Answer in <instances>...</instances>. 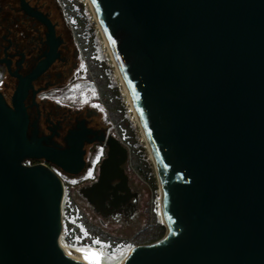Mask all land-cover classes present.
Returning <instances> with one entry per match:
<instances>
[{"label": "water", "instance_id": "water-1", "mask_svg": "<svg viewBox=\"0 0 264 264\" xmlns=\"http://www.w3.org/2000/svg\"><path fill=\"white\" fill-rule=\"evenodd\" d=\"M91 2L164 187L165 236L113 264H264V0ZM33 78L11 105L0 92V264L95 263L99 251L60 245L62 179L25 164L84 166L80 147L28 137Z\"/></svg>", "mask_w": 264, "mask_h": 264}, {"label": "flooded vegetation", "instance_id": "flooded-vegetation-1", "mask_svg": "<svg viewBox=\"0 0 264 264\" xmlns=\"http://www.w3.org/2000/svg\"><path fill=\"white\" fill-rule=\"evenodd\" d=\"M46 1L0 0V92L13 93L10 100L6 99L11 105L20 78L34 75L24 101L29 118L28 137L58 151L80 147L84 166L79 173L69 174L45 159L27 160L25 164H43L59 171L71 180L68 185L69 181L55 172L64 186L67 183L77 189L82 198V188L102 186V191L118 204L130 195L126 171L129 151L125 161L120 146H126L115 134L117 131L111 132L105 99L98 95L82 100L84 94L90 95L91 85L97 81L84 54L62 30L51 0ZM110 138L119 148L112 158ZM98 197L101 198H83L95 212ZM72 198L77 201L75 194ZM121 216L115 212L109 219Z\"/></svg>", "mask_w": 264, "mask_h": 264}, {"label": "rangeland", "instance_id": "rangeland-1", "mask_svg": "<svg viewBox=\"0 0 264 264\" xmlns=\"http://www.w3.org/2000/svg\"><path fill=\"white\" fill-rule=\"evenodd\" d=\"M51 3L61 22L62 30L72 37L76 47L84 54L91 74L97 81L92 83L90 93L88 92L90 95L84 94L82 100H86L87 96L101 95L104 98L107 94L110 95L114 110L111 112L107 106L108 113L105 114L109 118V127L111 132L117 131L115 134L129 151L126 171L130 178V195H125L118 204L112 201L106 191H102V186L99 189L97 186L84 187L81 191L83 198L101 196L96 199L98 202L94 205L95 212L86 199L78 195L77 189L70 188L65 183L62 215V226L66 231L65 245L78 249L94 247L102 251L106 262L111 264L127 256L135 247L149 245H137L134 242L138 232L146 226L152 227L156 222L165 224L160 215L159 176L151 147L149 149V140L131 106L123 78L107 45L105 31L102 25H99L95 9L89 0H51ZM12 94L7 92L3 96L10 100ZM55 172L71 185L69 177H63L59 171ZM73 194L76 195L77 201L72 198ZM115 212L122 216L109 219ZM86 222L96 229L94 230L97 234L91 232L92 228L88 229ZM166 232L167 228L165 234ZM102 236L109 240L103 239ZM110 238H115L116 241Z\"/></svg>", "mask_w": 264, "mask_h": 264}, {"label": "bare ground", "instance_id": "bare-ground-1", "mask_svg": "<svg viewBox=\"0 0 264 264\" xmlns=\"http://www.w3.org/2000/svg\"><path fill=\"white\" fill-rule=\"evenodd\" d=\"M90 1V3H91V5H92V2H91V0H89ZM92 7H93V5H92ZM94 8V7H93ZM97 18H98V16H97ZM98 21L100 22V20H99V18H98ZM99 25H102L101 24V22H100V24ZM102 28H103V26H102ZM101 28V29H102ZM102 31H103V29H102ZM105 33V32H104ZM105 35V34H104ZM106 38H107V36H105ZM107 45H108V47H109V49H110V51H111V53H112V55H113V57H114V59H115V61H116V63H117V60H116V57H115V55H114V52H113V50H112V48H111V45H110V43H109V41H108V38H107ZM117 69H118V72L120 73V75L122 76V78H123V82H124V87H125V90H126V93L128 94V96H129V100H130V103H131V106L133 107V110H134V112H135V114H136V117H137V119H138V121H139V123H140V125H141V122H140V118H139V115H138V112H137V110H136V108H135V105H134V103H133V100H132V98H131V96H130V93H129V91H128V88H127V85H126V82H125V79H124V77H123V74H122V72H121V70H120V68H119V65H118V63H117ZM142 127V126H141ZM144 134H145V132H144ZM149 146V145H148ZM150 147L151 146H149V149H150ZM150 151H151V153H152V150L150 149ZM152 156H153V160H154V162H155V158H154V155H153V153H152ZM156 164V163H155ZM159 182H160V179H159ZM160 189H161V196H160V199H159V201H160V215H161V220L164 222V206H163V196H164V187H163V185H162V183L160 182ZM64 206V205H63ZM64 210V209H63ZM66 243H65V241L61 238L60 239V245L62 246V248L63 249H73V250H84V248H86V249H89V248H92V247H84L83 249H78V248H74V247H72V246H66L65 245ZM92 249H95V250H97L96 248H92ZM98 251V250H97ZM100 253H102V251H99ZM132 252H133V249L132 250H130L129 251V253L127 254V255H131L132 254ZM103 254V253H102ZM65 255L67 256V253H65ZM68 257V256H67ZM68 258H70V257H68ZM72 261H74V262H76L77 264H109V263H107L106 262V260L103 258V259H101V260H99V261H97V262H95V263H90V262H87V261H83V260H80V259H73V258H70ZM111 264H113V263H111Z\"/></svg>", "mask_w": 264, "mask_h": 264}, {"label": "trees", "instance_id": "trees-1", "mask_svg": "<svg viewBox=\"0 0 264 264\" xmlns=\"http://www.w3.org/2000/svg\"><path fill=\"white\" fill-rule=\"evenodd\" d=\"M106 96L107 97H104V99L107 102V106L109 107L110 111L112 112L114 110V107H113V105H112V103L110 101V95L107 94ZM86 224H87V226H89L88 227L89 230L91 228L93 229L91 231L92 233L97 234V233H95L96 229L94 227H92V225L88 224L87 222H86ZM165 231H166L165 226L156 222V223L153 224L152 227L146 226L144 229H142L140 232H138L134 242L137 245L155 243V242L159 241L160 239H162L164 237ZM102 238L105 239V240H109V238H107V237L104 238L102 236ZM110 239H112V238H110ZM112 241H116L115 238H113Z\"/></svg>", "mask_w": 264, "mask_h": 264}, {"label": "built area", "instance_id": "built-area-1", "mask_svg": "<svg viewBox=\"0 0 264 264\" xmlns=\"http://www.w3.org/2000/svg\"><path fill=\"white\" fill-rule=\"evenodd\" d=\"M64 200V199H63ZM62 215H63V205H62ZM61 238L64 239L66 238V231L64 230L63 226H62V233H61Z\"/></svg>", "mask_w": 264, "mask_h": 264}]
</instances>
